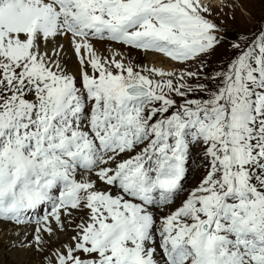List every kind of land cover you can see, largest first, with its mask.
Masks as SVG:
<instances>
[{
	"label": "snow or ice",
	"instance_id": "obj_1",
	"mask_svg": "<svg viewBox=\"0 0 264 264\" xmlns=\"http://www.w3.org/2000/svg\"><path fill=\"white\" fill-rule=\"evenodd\" d=\"M238 8L0 0V264H264V17Z\"/></svg>",
	"mask_w": 264,
	"mask_h": 264
},
{
	"label": "rangeland",
	"instance_id": "obj_2",
	"mask_svg": "<svg viewBox=\"0 0 264 264\" xmlns=\"http://www.w3.org/2000/svg\"><path fill=\"white\" fill-rule=\"evenodd\" d=\"M235 2L242 4L245 9L244 14H242L241 9H236L237 26H241L245 30L256 27L259 20L264 17V0H235ZM211 3L213 5L219 4L220 0H213Z\"/></svg>",
	"mask_w": 264,
	"mask_h": 264
},
{
	"label": "bare ground",
	"instance_id": "obj_3",
	"mask_svg": "<svg viewBox=\"0 0 264 264\" xmlns=\"http://www.w3.org/2000/svg\"><path fill=\"white\" fill-rule=\"evenodd\" d=\"M213 1V0H210V2ZM217 1V0H216ZM206 2H208V0H206ZM216 5H218V3H215Z\"/></svg>",
	"mask_w": 264,
	"mask_h": 264
}]
</instances>
